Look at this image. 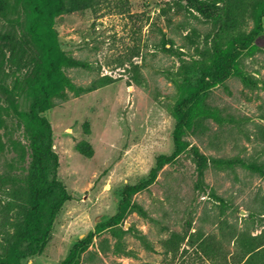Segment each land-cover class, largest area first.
<instances>
[{
  "label": "rangeland",
  "instance_id": "obj_1",
  "mask_svg": "<svg viewBox=\"0 0 264 264\" xmlns=\"http://www.w3.org/2000/svg\"><path fill=\"white\" fill-rule=\"evenodd\" d=\"M165 2L95 0L40 22L37 31L54 33L59 52L80 62L61 66L71 82L113 80L54 99L40 112L49 129L29 117L36 93L28 81L44 59L21 41L35 15L27 0H11V14L0 16V261L59 264L91 232L72 264H239L264 242V16L239 49L227 34L213 41L221 18ZM255 25L246 18L243 28ZM189 107L177 150L179 111ZM32 141L42 158L35 175L51 191L29 213ZM160 155L169 160L159 165ZM136 183L145 186L125 200Z\"/></svg>",
  "mask_w": 264,
  "mask_h": 264
},
{
  "label": "trees",
  "instance_id": "obj_2",
  "mask_svg": "<svg viewBox=\"0 0 264 264\" xmlns=\"http://www.w3.org/2000/svg\"><path fill=\"white\" fill-rule=\"evenodd\" d=\"M28 8L27 13L30 15H35L33 23H27L25 29L23 30L21 46H23L28 53H41L42 59H44L43 65L37 67L35 70L36 74L29 79L31 88L36 93L33 98V102L30 106L29 117L32 120H36L41 126L49 129V123L46 119L40 116V112L51 108L54 105V99L66 100L68 98V91L72 92L73 95L77 96L86 92L96 90L97 88L104 86L113 80L107 79V77L101 76L98 79L92 81L90 85H77L64 74L61 70V66L66 67H76L80 65V62L74 60L64 53H60L56 46V37L52 33L49 38L43 36L37 31V27L42 20L47 16L55 17L61 14L82 11L91 7L95 0H27ZM172 6H177L180 9H184L188 12H196L201 16L210 19L212 21H223V25L214 29L213 31V41L216 40L222 33L227 34L234 40L236 48L244 47L250 45L253 42L254 37L258 34L261 29L260 20L264 16V0H253L249 5H243L238 3L236 0H174L173 3L166 0L165 8L170 9ZM11 0H0V16L6 17L11 14ZM249 18L254 23L255 29L251 31H246L243 28L245 19ZM245 82H251L247 77H243ZM9 105L11 106L12 113L15 116H21L17 109L15 102L10 99ZM191 108H187L180 112V117L177 121V127L174 134V141L176 149L183 147L182 140V128L189 126L191 122L190 115ZM3 125V118L0 115V128ZM31 167L33 169L31 175H28L31 179L28 185V195L26 198V203L29 205V213H32V209L38 211L42 199L51 191V186L43 188L38 181L35 171L39 173L42 169V158L39 154L34 141L31 144ZM85 148H89L88 146ZM84 147H79V150L84 154H89L91 151H86ZM192 153L197 161L199 169H202L205 165V158L202 154L198 152L195 147H192ZM53 156V153H51ZM169 157L165 155H160L158 157V164L168 161ZM255 169L254 166L251 167ZM154 170H151V176L154 175ZM40 177H43L40 175ZM58 184V182H56ZM145 183H136L129 185L125 189V200L128 198L127 195L131 192H138L143 189ZM66 200V194L63 195ZM124 203L122 201L121 205ZM61 200L57 202L51 208V215L53 216ZM136 211L141 215H146L145 211L138 205H135ZM26 209V207H25ZM29 213H25L23 222L29 226L28 219ZM107 222L99 224L96 226V230L99 231L103 228ZM48 229L44 232V235L36 239L38 242H44ZM31 236V232L29 233ZM92 232L89 233L85 239L81 240L79 243L75 244L72 249L70 256L59 264H72V256L76 252V249L81 246L83 247L91 238ZM23 236H21L22 240ZM246 257L240 260L239 264H264V242L260 243L258 246L249 249L246 252ZM263 259V260H261ZM0 264H17V261H12L9 256L5 257L4 260L0 261Z\"/></svg>",
  "mask_w": 264,
  "mask_h": 264
}]
</instances>
